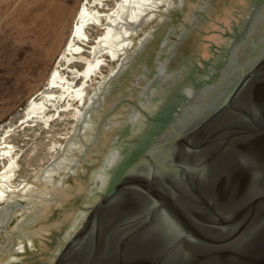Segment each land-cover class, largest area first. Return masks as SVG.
<instances>
[{
  "label": "water",
  "instance_id": "obj_1",
  "mask_svg": "<svg viewBox=\"0 0 264 264\" xmlns=\"http://www.w3.org/2000/svg\"><path fill=\"white\" fill-rule=\"evenodd\" d=\"M260 1L165 2L0 210V264H264Z\"/></svg>",
  "mask_w": 264,
  "mask_h": 264
},
{
  "label": "rangeland",
  "instance_id": "obj_2",
  "mask_svg": "<svg viewBox=\"0 0 264 264\" xmlns=\"http://www.w3.org/2000/svg\"><path fill=\"white\" fill-rule=\"evenodd\" d=\"M166 1L0 0V210L62 148ZM82 10L91 21L76 33Z\"/></svg>",
  "mask_w": 264,
  "mask_h": 264
},
{
  "label": "bare ground",
  "instance_id": "obj_3",
  "mask_svg": "<svg viewBox=\"0 0 264 264\" xmlns=\"http://www.w3.org/2000/svg\"><path fill=\"white\" fill-rule=\"evenodd\" d=\"M86 10H82L81 11V14H80V19L82 20V22L78 25V27L76 28V33L78 32H81V30L83 29V27H84V25L86 24V22L87 21H91V18L87 15V13L85 12ZM101 42V41H100ZM99 43V42H98ZM102 46H103V44L101 43H99V45H98V47H100V50H101V48H102ZM97 47V48H98ZM95 49V48H94ZM97 50V49H96ZM97 52V51H96ZM92 67H94V64L93 63H89V65H88V70L87 71H89V70H91V68Z\"/></svg>",
  "mask_w": 264,
  "mask_h": 264
},
{
  "label": "flooded vegetation",
  "instance_id": "obj_4",
  "mask_svg": "<svg viewBox=\"0 0 264 264\" xmlns=\"http://www.w3.org/2000/svg\"><path fill=\"white\" fill-rule=\"evenodd\" d=\"M262 2V3H261ZM261 4H264V0H262V1H260L259 3H258V5L256 6V8H258L259 6H261ZM255 8V9H256ZM254 10V9H253ZM251 16H252V13H250V17H247V21H248V19H249V22H250V18H251ZM248 28H249V26L247 25L246 26V29H245V33L243 32V36L241 35V36H239L238 37V39L240 40V38L242 39L244 36H245V34L248 32Z\"/></svg>",
  "mask_w": 264,
  "mask_h": 264
}]
</instances>
